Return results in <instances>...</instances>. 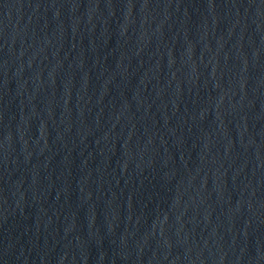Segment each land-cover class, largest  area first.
<instances>
[{
  "label": "water",
  "instance_id": "95a60500",
  "mask_svg": "<svg viewBox=\"0 0 264 264\" xmlns=\"http://www.w3.org/2000/svg\"><path fill=\"white\" fill-rule=\"evenodd\" d=\"M0 264H264V0H0Z\"/></svg>",
  "mask_w": 264,
  "mask_h": 264
}]
</instances>
